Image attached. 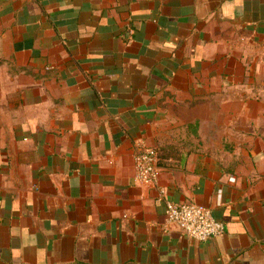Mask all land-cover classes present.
<instances>
[{
	"label": "crops",
	"instance_id": "obj_1",
	"mask_svg": "<svg viewBox=\"0 0 264 264\" xmlns=\"http://www.w3.org/2000/svg\"><path fill=\"white\" fill-rule=\"evenodd\" d=\"M0 76V264H264V0H0Z\"/></svg>",
	"mask_w": 264,
	"mask_h": 264
},
{
	"label": "built area",
	"instance_id": "obj_2",
	"mask_svg": "<svg viewBox=\"0 0 264 264\" xmlns=\"http://www.w3.org/2000/svg\"><path fill=\"white\" fill-rule=\"evenodd\" d=\"M136 182L152 185L159 179L158 150L144 140L137 142L135 154ZM165 200V191L161 190ZM166 216L169 223L178 226L181 231L196 241H207L222 234L225 224L215 218L212 210L198 203H177L166 199Z\"/></svg>",
	"mask_w": 264,
	"mask_h": 264
},
{
	"label": "rangeland",
	"instance_id": "obj_3",
	"mask_svg": "<svg viewBox=\"0 0 264 264\" xmlns=\"http://www.w3.org/2000/svg\"><path fill=\"white\" fill-rule=\"evenodd\" d=\"M1 77V76H0ZM257 88V87H256ZM2 93V86H0V94ZM3 107H4V103L2 102V99L0 98V111L3 110ZM225 120L226 119H221L220 121L222 122V124H225ZM1 121H2V116L0 115V124H1ZM206 127L208 128L209 127V124L206 125ZM211 136L213 135H210V134H203L202 136V139L200 140L201 142L203 141H207V142H210L211 140ZM231 136L233 135H230V134H227L226 132L223 133V134H219L217 135V141H219L220 143L223 141L224 143L225 142H228V137L230 138ZM192 140H195V139H192ZM215 140V139H214ZM191 140L189 139V137L187 138V142H190Z\"/></svg>",
	"mask_w": 264,
	"mask_h": 264
}]
</instances>
